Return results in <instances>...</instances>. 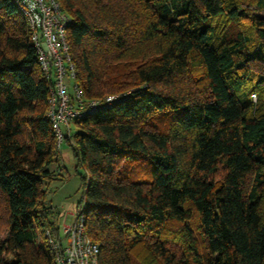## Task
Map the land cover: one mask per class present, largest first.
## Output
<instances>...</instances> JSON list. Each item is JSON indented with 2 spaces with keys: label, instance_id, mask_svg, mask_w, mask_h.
Returning a JSON list of instances; mask_svg holds the SVG:
<instances>
[{
  "label": "trees",
  "instance_id": "1",
  "mask_svg": "<svg viewBox=\"0 0 264 264\" xmlns=\"http://www.w3.org/2000/svg\"><path fill=\"white\" fill-rule=\"evenodd\" d=\"M56 1L85 98L121 95L64 141L99 264H264V0ZM48 99L0 0V264H53Z\"/></svg>",
  "mask_w": 264,
  "mask_h": 264
},
{
  "label": "built area",
  "instance_id": "2",
  "mask_svg": "<svg viewBox=\"0 0 264 264\" xmlns=\"http://www.w3.org/2000/svg\"><path fill=\"white\" fill-rule=\"evenodd\" d=\"M30 33L38 64L49 81L48 113L55 134V147L59 152L65 136L72 132L76 120L119 101L121 95H108L102 99L87 100L76 83L67 38L70 17L56 0H11ZM71 92V94H69ZM45 237L53 264H99V247L88 237L83 216L62 228L60 239L48 232Z\"/></svg>",
  "mask_w": 264,
  "mask_h": 264
},
{
  "label": "rangeland",
  "instance_id": "3",
  "mask_svg": "<svg viewBox=\"0 0 264 264\" xmlns=\"http://www.w3.org/2000/svg\"><path fill=\"white\" fill-rule=\"evenodd\" d=\"M256 15L264 18V10L255 12ZM71 94V92H69ZM58 155V163L60 161V164L64 165L65 168V179H62L65 183V189L64 191L58 190L56 192V198L54 201H52V205L56 206L58 208V213L54 212L53 216L55 217V220L57 222V226L59 227L60 235L62 233V224L66 222V217L69 215L75 214V208L78 203V201L82 198L80 191H78L79 188V178L78 175H76L74 171V162L73 157L70 151V148L68 145L64 142L60 146L59 152H57ZM59 158L61 160H59ZM57 163V164H58ZM53 165L54 167L57 165ZM80 172H82L80 170ZM63 168L61 166H58V169L55 170V175L57 177L63 176ZM222 171H219V173L213 177L215 181L219 180L221 178ZM48 184L46 185L47 190V197L49 195L54 196V192L56 189L52 187L51 189H48ZM55 186H57L55 184ZM51 197H49L50 199ZM48 201V200H47ZM49 203V202H48ZM54 210V209H53ZM74 219V218H73ZM73 222V220L70 222V224ZM68 224V225H70ZM65 225V226H68ZM7 232V212L5 209V206L2 203L1 197H0V239H2Z\"/></svg>",
  "mask_w": 264,
  "mask_h": 264
},
{
  "label": "crops",
  "instance_id": "4",
  "mask_svg": "<svg viewBox=\"0 0 264 264\" xmlns=\"http://www.w3.org/2000/svg\"><path fill=\"white\" fill-rule=\"evenodd\" d=\"M72 131H73V126H72ZM59 160H61L60 158H59ZM73 162H74V160H73ZM58 166H61V168H63V176L62 177H57V179L56 180H54L53 182H51V183H49L48 184V189L50 188H52V187H54L55 189H56V191L54 192V196L52 195H49L48 197H47V200H48V202H49V205L54 209V211H56L57 213H58V208H56V206H53L51 203H52V201H54L55 200V198L57 197L55 194H56V192L58 191V190H61V191H64V189H65V183H64V181L62 180V179H65L66 177L64 176L65 175V168H64V165L63 164H60V161H59V163L54 167V166H51V169H53L54 171L56 170V169H58ZM55 184L57 185V186H55ZM49 197H51L50 199H49ZM73 218H74V216L73 215H69V216H67L66 217V222L64 223V224H62L63 226H62V228L65 226V225H68V224H70V222L73 220Z\"/></svg>",
  "mask_w": 264,
  "mask_h": 264
}]
</instances>
